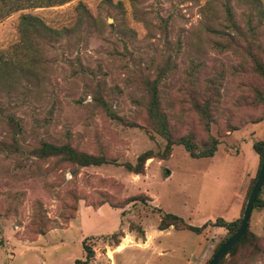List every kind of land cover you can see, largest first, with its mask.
Instances as JSON below:
<instances>
[{"label":"rangeland","instance_id":"374dc122","mask_svg":"<svg viewBox=\"0 0 264 264\" xmlns=\"http://www.w3.org/2000/svg\"><path fill=\"white\" fill-rule=\"evenodd\" d=\"M6 1L0 142L11 143L8 118L19 131L18 150L0 152V264H73L84 259L83 244L93 252L87 264H206L227 237L223 228L156 227L166 213L196 227L241 217L258 168L252 145L264 140L254 93L264 94V81L220 47L226 35L241 46L251 38L264 61V0ZM225 2L244 39L227 25ZM155 78L172 138H213L211 157L191 158L180 145L163 156L165 140L146 114L144 84ZM191 98L214 105L207 130ZM41 142L105 163L42 160L32 154ZM147 151L142 173L128 172L125 164ZM219 264H264V208L251 209L247 234Z\"/></svg>","mask_w":264,"mask_h":264},{"label":"trees","instance_id":"16d2710c","mask_svg":"<svg viewBox=\"0 0 264 264\" xmlns=\"http://www.w3.org/2000/svg\"><path fill=\"white\" fill-rule=\"evenodd\" d=\"M18 1L20 0H12L8 4L15 5ZM36 1L39 5L38 7H53V6L62 5L71 0H36ZM0 2L7 4L6 0H0ZM221 6L225 14V21L227 22V25L235 29V34L238 39L240 38L244 39L241 37L240 32L237 30V26L232 19V15L227 6V2L223 3ZM257 12H259L260 14L259 19H264V11L261 9H258ZM25 28L29 29V31L32 32V34H36L35 31H33V28H31V23L26 22ZM206 30L214 35L221 34L220 33L221 31L212 30L211 28H206ZM226 37H227L226 44L224 47H220V49H228V48L232 49V51L235 54L239 55L243 59V61L247 63L251 71L264 81V61L254 53L253 49H256V48L253 46L252 39L251 38L249 40L245 39L244 42L246 43V45L241 46L237 43V40L234 39L233 37H228V35H226ZM214 45L218 46V44L216 43ZM156 80H157L156 78L151 82H148L146 80L144 84L145 91L148 97V102L146 104L147 105L146 114H147V119L149 121L148 124L151 126L153 131L158 136H160L161 138L165 140L163 156H166L169 153L170 147L172 145H180L191 158L198 159V158L211 157L215 151L216 144H217L216 140L213 138H207L206 141L201 142V143H197L193 139L194 137H192V135L182 136L176 139L172 138L171 129L169 127L167 118L164 115V113L159 109L160 103H159V99L157 96ZM210 91H213L214 93H216L215 95H218L215 88H212ZM254 93H255V100L257 99L256 101L264 106V94L258 92V90H255ZM191 101H192L191 103H192L193 109L195 110L199 118L202 120L204 124V128L207 130L208 123L210 119H212V116H213L212 110L214 108V105L210 104L211 100L209 99H206L201 104L197 103V101L194 98H191ZM112 117L114 116L112 115ZM8 123L11 126V130H15V131L10 138L11 140L10 144H4L3 142H0V152L8 151L7 154H11L18 150L16 142H15V135L17 134L19 129L16 123L11 118H8ZM263 145H264V140L260 142H256L252 145L253 151L258 155L257 173H258L259 166H260ZM32 154L33 156L39 159H42V160L48 159V158H56V160L58 161L60 160L61 162L74 164L79 167L99 166L105 163V160L102 158V156H95V155L86 154L80 151H76L74 148L70 147L68 144L54 145V144L47 143V142H41L39 146L35 150L32 151ZM152 157L153 156L151 155L149 151L143 152L135 158V163L133 166H131L130 164H125V168L128 172H131L135 175L141 174L143 171L144 161ZM257 173L255 175V178L251 186L249 187V190L247 191V194H249L252 188V185L255 182ZM258 193L254 199L252 208H255V207L264 208V202L258 198ZM240 220H241V217H239L236 220L227 222L223 220L222 218L218 217L213 222L208 220L204 222L201 226L196 227V226H192V225H188L184 223L182 218L180 217L166 213V214L161 215L156 228L158 231H162V230L167 229L168 227H172L174 230H177V231L178 230H188L198 235L206 227H209V226L219 227V228H223L226 231L227 233V237L225 238V241H226L236 232V230L239 227ZM246 234H247V229L242 234V236L238 239V241L234 244V246L229 249V251L225 254V256L229 255L233 251L235 246H237V244L240 243L244 239ZM117 236H120V234L119 233L116 234V237ZM116 237L114 236L113 238H116ZM224 242L220 243L217 246L214 253ZM117 243L118 241L114 240V244H117ZM82 247L85 252L84 259L75 260L73 264H87L89 260L91 259L93 255L92 250L89 247L85 246L84 244L82 245Z\"/></svg>","mask_w":264,"mask_h":264},{"label":"water","instance_id":"95a60500","mask_svg":"<svg viewBox=\"0 0 264 264\" xmlns=\"http://www.w3.org/2000/svg\"><path fill=\"white\" fill-rule=\"evenodd\" d=\"M263 179H264V145H263V151H262L257 177L245 201L241 214L239 227L236 230V232L217 249V251L211 256V258L206 264H218L225 256V254L229 251V249L234 246V244L238 241V239L248 228V220L251 213L252 204L262 185Z\"/></svg>","mask_w":264,"mask_h":264},{"label":"crops","instance_id":"0c3cea01","mask_svg":"<svg viewBox=\"0 0 264 264\" xmlns=\"http://www.w3.org/2000/svg\"><path fill=\"white\" fill-rule=\"evenodd\" d=\"M120 244V243H119Z\"/></svg>","mask_w":264,"mask_h":264}]
</instances>
